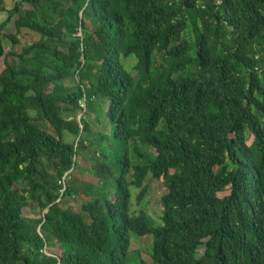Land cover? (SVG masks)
Here are the masks:
<instances>
[{
	"label": "trees",
	"instance_id": "16d2710c",
	"mask_svg": "<svg viewBox=\"0 0 264 264\" xmlns=\"http://www.w3.org/2000/svg\"><path fill=\"white\" fill-rule=\"evenodd\" d=\"M3 13L0 264H147V236L153 264H264V0H0ZM23 31L41 40L19 51ZM97 98L113 142L85 120ZM91 145L97 185L79 191ZM150 180L167 190L160 222L132 208Z\"/></svg>",
	"mask_w": 264,
	"mask_h": 264
},
{
	"label": "rangeland",
	"instance_id": "374dc122",
	"mask_svg": "<svg viewBox=\"0 0 264 264\" xmlns=\"http://www.w3.org/2000/svg\"><path fill=\"white\" fill-rule=\"evenodd\" d=\"M203 2V0H201ZM17 3V0H7V9L12 10ZM8 15L7 13H3L0 17V23H3L7 20ZM8 34H15V28L14 24L11 23L8 26L7 29ZM19 38L21 40V46L19 48V51L22 50L23 47L27 45H31L35 42H38L41 40V37L39 35H36L32 32L23 31ZM7 47H11L10 43H6ZM75 81L72 80L71 82L67 83V87L72 89L75 85ZM109 101L106 99L97 98L94 100L93 103H91L89 113L85 120L88 122L91 126V130L95 135L101 136L102 134L107 135L108 141L113 142V134L115 131V125H113L110 122V119L108 117V111H109ZM94 111V112H92ZM81 117V116H80ZM94 136H87V140L91 142H95L97 147L101 144L98 141V137L94 138ZM77 141V140H76ZM87 146V145H86ZM112 149H115L116 147L113 145L110 146ZM142 152L145 153L148 157L150 155H153V152L148 147H143ZM112 154V153H111ZM95 155L96 158L95 159ZM101 159L100 151L98 149H95V147H89L82 153V157L78 158L79 163L81 165V177H75V184L76 189L79 191L85 190V184H94V178H93V171L92 169L98 163V161ZM89 182H88V180ZM97 185V184H94ZM146 186L148 188V193L146 198L144 199L143 203L141 205H138L137 203V196L139 194V191L136 188L132 189L133 199H132V208L133 212H141L144 211L148 213L155 221L160 222L161 216L163 212V204L161 203V200L163 196L166 194L167 190L163 185V182H157V181H148L146 183ZM230 194V190L226 191V193L222 194L221 197H225ZM83 197L82 198H75L71 199L68 203L69 208L73 210H77L80 208V206L83 203ZM85 200V199H84ZM32 218H38V214L36 211H32ZM155 238L153 236H147L144 238L136 237L134 239V243L136 245V248H139L142 250L143 254V260L147 264H153V261L150 258V253L152 250V247L154 246ZM47 253H49V250H46ZM203 250H201L202 253ZM133 264H136L133 262Z\"/></svg>",
	"mask_w": 264,
	"mask_h": 264
},
{
	"label": "built area",
	"instance_id": "2783aa9c",
	"mask_svg": "<svg viewBox=\"0 0 264 264\" xmlns=\"http://www.w3.org/2000/svg\"><path fill=\"white\" fill-rule=\"evenodd\" d=\"M83 108H86V106L84 105Z\"/></svg>",
	"mask_w": 264,
	"mask_h": 264
}]
</instances>
